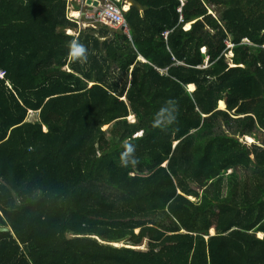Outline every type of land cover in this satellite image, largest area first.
Instances as JSON below:
<instances>
[{
    "label": "trees",
    "instance_id": "obj_1",
    "mask_svg": "<svg viewBox=\"0 0 264 264\" xmlns=\"http://www.w3.org/2000/svg\"><path fill=\"white\" fill-rule=\"evenodd\" d=\"M136 1L0 0V264H264V0Z\"/></svg>",
    "mask_w": 264,
    "mask_h": 264
},
{
    "label": "built area",
    "instance_id": "obj_2",
    "mask_svg": "<svg viewBox=\"0 0 264 264\" xmlns=\"http://www.w3.org/2000/svg\"><path fill=\"white\" fill-rule=\"evenodd\" d=\"M79 1V0H75ZM99 7L95 10V12L90 11L87 7V1L81 0L79 3L82 5L80 9H74L72 3L73 0H68L69 7V18L74 23L78 24L81 27L87 26L85 20H93L94 23L104 24V25H112L114 27H125L127 28V22L125 19V13L130 9H126L125 0H98ZM93 5V4H92ZM74 9V10H73ZM165 37L168 39L170 35V31H167ZM232 45H230L231 47ZM177 61V59H175ZM177 65H185L184 62L177 61Z\"/></svg>",
    "mask_w": 264,
    "mask_h": 264
},
{
    "label": "clouds",
    "instance_id": "obj_3",
    "mask_svg": "<svg viewBox=\"0 0 264 264\" xmlns=\"http://www.w3.org/2000/svg\"><path fill=\"white\" fill-rule=\"evenodd\" d=\"M125 29H126L125 31H128V26ZM68 48H69V57L72 61H79L82 64L87 62L88 50L86 46L79 41L78 38L74 37L68 43ZM171 120H175L174 115L171 116L170 122ZM157 123H159V121ZM133 153H134V147L131 144H126L125 151L121 155V162L124 166H127L129 162L133 164L135 163V159H132L131 161L129 160V158L132 156Z\"/></svg>",
    "mask_w": 264,
    "mask_h": 264
},
{
    "label": "crops",
    "instance_id": "obj_4",
    "mask_svg": "<svg viewBox=\"0 0 264 264\" xmlns=\"http://www.w3.org/2000/svg\"><path fill=\"white\" fill-rule=\"evenodd\" d=\"M74 2L72 3V5H73V7L71 6V8H70V10L72 9V8H74V9H80V8H82V5L79 3V1H81V0H79V1H75V0H73ZM87 1V0H86ZM96 1H98V0H96ZM129 6H130V4H128ZM99 7V6H98ZM98 7H95V6H93V5H88V9L89 10H91L92 9V12H95V10L98 8ZM126 7V6H125ZM73 9V10H74ZM127 9V8H126ZM129 9V8H128ZM85 22L87 23V26H83V27H81V29H88V28H99V27H102V26H108V25H104V24H97V23H94V21L93 20H85ZM189 25V24H188ZM187 25V26H188ZM187 26L185 27V29L186 30H188L187 29ZM110 27V26H109ZM190 27H191V25H190ZM115 28H117V29H121L122 30V27H115ZM69 31H72V30H69ZM70 34H77V33H75V31H73V33H70ZM203 52H205V49H203ZM230 57H232L233 56V54L232 53H230V55H229ZM194 86H195V84H194ZM189 87V86H188ZM196 87V86H195ZM195 87H194V90H195ZM190 90V89H189ZM193 90V91H194ZM191 91V90H190ZM222 102H224V101H220V103H222ZM225 103V102H224ZM219 106V105H218ZM225 106H226V104H225ZM219 109H221L220 108V106L218 107ZM221 110H224V109H221ZM249 138V137H248ZM252 138V137H251ZM255 140V139H254ZM215 230V229H214ZM261 233V232H260ZM210 235H213V234H210ZM264 237V236H263ZM114 243V242H113Z\"/></svg>",
    "mask_w": 264,
    "mask_h": 264
},
{
    "label": "water",
    "instance_id": "obj_5",
    "mask_svg": "<svg viewBox=\"0 0 264 264\" xmlns=\"http://www.w3.org/2000/svg\"><path fill=\"white\" fill-rule=\"evenodd\" d=\"M125 1L130 4V7L136 8L141 13V16L144 17L145 11L147 10V7L146 6L141 5L136 0H125ZM87 4L88 5H92L93 4V6L98 7L99 6V1H96V0H87ZM122 30H126V29L123 27ZM9 230H10V227L0 226V231H9ZM210 234H215V232L214 233L210 232ZM206 237H208V236H206ZM112 244H114V243L112 242Z\"/></svg>",
    "mask_w": 264,
    "mask_h": 264
},
{
    "label": "rangeland",
    "instance_id": "obj_6",
    "mask_svg": "<svg viewBox=\"0 0 264 264\" xmlns=\"http://www.w3.org/2000/svg\"><path fill=\"white\" fill-rule=\"evenodd\" d=\"M127 3V2H126ZM90 11H92V9L90 10ZM108 26H110V28H112L113 29V31H119V29H117V28H115L114 26H112V25H108ZM69 33H73V31H69ZM68 68L69 67H71V66H67ZM191 86V85H190ZM189 89H192V87H188V90ZM190 91V90H189ZM30 120H33V121H36V116H34V114H32L31 116H30ZM128 121L129 122H134L135 121V117L133 116V115H131V116H129L128 117ZM105 129H108V126H106L105 127ZM254 139V138H253ZM243 141L245 142V143H248L249 145H252L253 143L252 142H250V140H249V138L247 137V138H244L243 139ZM255 142L254 143H258L259 145H262L263 146V143H264V134L263 135H261V141H256V140H254ZM223 194L224 195H227V188H224V190H223ZM194 200V199H193ZM211 231V230H210ZM212 232V231H211ZM213 233V232H212ZM260 235V234H259ZM264 236V235H263ZM262 237V236H261ZM124 243H122V242H120V245H123Z\"/></svg>",
    "mask_w": 264,
    "mask_h": 264
},
{
    "label": "bare ground",
    "instance_id": "obj_7",
    "mask_svg": "<svg viewBox=\"0 0 264 264\" xmlns=\"http://www.w3.org/2000/svg\"><path fill=\"white\" fill-rule=\"evenodd\" d=\"M126 8L128 9L129 8V5H126ZM190 28V25H188L187 26V29H189ZM190 86V85H189ZM190 87H192V89H190L191 91H193L194 90V84H191V86ZM219 106H220V108L221 109H225L226 108V106H225V103L224 102H222V103H219ZM249 140H250V142H252V143H254L255 141H254V139L253 138H251V137H249ZM213 233L215 232L214 231V229L213 230H211ZM263 235H264V232H261L260 233V237L262 236L263 237Z\"/></svg>",
    "mask_w": 264,
    "mask_h": 264
}]
</instances>
